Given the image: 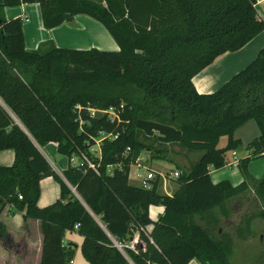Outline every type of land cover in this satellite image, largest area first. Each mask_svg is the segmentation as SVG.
Returning a JSON list of instances; mask_svg holds the SVG:
<instances>
[{
	"label": "trees",
	"instance_id": "trees-1",
	"mask_svg": "<svg viewBox=\"0 0 264 264\" xmlns=\"http://www.w3.org/2000/svg\"><path fill=\"white\" fill-rule=\"evenodd\" d=\"M26 3L39 5L47 29L85 14L107 30L118 49L57 47L47 40L27 50L23 18L3 16L5 7ZM255 4L0 0V151H14L13 163L0 165V211L12 205L24 220L40 221L39 264H70L74 249L64 243V234L74 229L82 236L80 250L88 264H187L191 259L231 264L228 234L212 236L195 218L203 216L219 228L213 209L220 207L229 217L227 202L251 190L260 208L236 227V235L250 234L253 218H264V172L256 179L248 170L252 159L264 156V44L211 93H198L192 78L264 30ZM88 107H112L118 119L91 117ZM251 119L260 133L246 146L250 154L238 160L242 181L213 183L210 169L225 166L226 153L241 147L233 133ZM99 131L111 138L101 141V157L94 159L98 174L86 164L69 165L62 178L37 147L55 142L70 158L94 144ZM222 136L226 144L218 147ZM169 144L198 153L175 178L174 193L161 192L158 177L150 188L130 184V165L141 152L164 159ZM46 176L58 182L59 197L39 207V181ZM150 205L164 207L156 220L149 217Z\"/></svg>",
	"mask_w": 264,
	"mask_h": 264
},
{
	"label": "crops",
	"instance_id": "crops-1",
	"mask_svg": "<svg viewBox=\"0 0 264 264\" xmlns=\"http://www.w3.org/2000/svg\"><path fill=\"white\" fill-rule=\"evenodd\" d=\"M256 11L259 18L264 17V0H256ZM3 16L6 19L22 17V29L24 34V44L27 50L37 49L38 45L43 41L50 40L57 47L88 49L96 47L102 50H117V44L107 32V30L96 20L85 15L78 14L71 22H64L54 28H44L42 25L40 8L37 3H26L17 6H8L3 9ZM97 30L103 33L101 39L104 41V46L99 45L93 35L88 33L90 30ZM264 44V30L257 34L252 40L236 51H228L217 56L208 66L202 69L199 73L193 76L192 83L198 93H211L227 81L233 74L246 66L258 53L259 49ZM0 104L4 105L0 99ZM259 128L254 120H248L239 126L233 133L234 138L239 139L242 143L241 146L245 147L247 144L259 135ZM224 140L222 145L224 147L227 141L226 136H222L219 142ZM218 142V144H219ZM37 147L47 159L49 164L58 172L63 178L62 172L71 165L68 156L58 152L57 144L55 142H48L44 145L37 144ZM175 148L171 150L170 148ZM240 148V147H239ZM169 152L165 154L164 159L152 158V164L162 165L164 162L177 163V156L185 157L186 154L192 152L177 146L176 144L168 145ZM247 149V148H246ZM248 150V149H247ZM250 151V150H248ZM189 152V153H188ZM235 154L233 155V153ZM198 157V153L196 152ZM237 149L230 152L227 158V164L218 169H210V178L213 183L227 179L232 184L236 185L242 181L243 177L237 167L238 159ZM250 154V153H249ZM247 154L246 156H248ZM141 155L139 156L141 158ZM242 157H245L244 155ZM241 157V158H242ZM264 157V156H258ZM195 158V159H196ZM257 158V157H256ZM194 159V160H195ZM240 159V158H239ZM14 160V151L12 149H5L0 151V165H11ZM259 164H248V170L254 178L257 179L258 175L264 170V159L258 160ZM150 163V164H151ZM130 171L128 181L132 185L141 186L139 181L141 176L138 169ZM180 166V169H173L180 174L182 170H186L188 164ZM177 166V164H176ZM236 169H226L227 167H234ZM137 167V166H136ZM178 167V166H177ZM185 167V168H183ZM140 168V167H138ZM251 168V169H250ZM111 170V169H110ZM168 170V169H166ZM171 171V170H168ZM110 172V171H109ZM148 171H146L147 173ZM168 172V174L172 173ZM144 173V172H143ZM136 176V177H135ZM169 176V175H168ZM170 177V176H169ZM170 178H160V191L172 195L177 188V183L173 179L170 183ZM176 178V177H174ZM259 178V177H258ZM59 184L51 176H46L39 181V197L37 205L45 207L52 204L59 197ZM253 194V190H251ZM239 196L228 201L226 208L229 212V217H224L221 214L220 207H215L213 212L217 216L219 231H223L224 225L233 220V203L239 202ZM230 210V211H229ZM17 212V213H16ZM164 212L162 205H150L149 217L156 220ZM196 221L204 226V222H209L203 216H196ZM0 222L3 228H0V264H39L42 248V230L39 220L23 218V212L16 210L12 205H6L0 211ZM152 226H147V231H150ZM209 228V227H208ZM75 234V235H74ZM137 239V234L130 237L127 244L133 246ZM82 236L78 234L77 230L66 231L64 234V243L73 247L74 252L77 249ZM75 244V246H74ZM74 256L70 264H75ZM187 264H200L196 259H191Z\"/></svg>",
	"mask_w": 264,
	"mask_h": 264
},
{
	"label": "rangeland",
	"instance_id": "rangeland-1",
	"mask_svg": "<svg viewBox=\"0 0 264 264\" xmlns=\"http://www.w3.org/2000/svg\"><path fill=\"white\" fill-rule=\"evenodd\" d=\"M99 43V45L104 46V41L101 39L104 35L100 31L97 30H90L88 32ZM97 116V115H96ZM103 135L100 132H97V134L94 136V141L98 140L103 141ZM105 139V138H104ZM224 143V140L220 141L218 145H222ZM93 149L96 150V145L92 146ZM171 150H175V148H170ZM94 152V151H93ZM230 152L226 153L227 158L230 155ZM92 154V151L90 152ZM189 153V152H188ZM237 156L241 158L243 155L246 156L250 153L245 147L241 146L237 149ZM95 154V152H94ZM197 154L195 152H192V154H186L185 157L177 156V165L180 164L181 166H184L188 164V162L193 161L196 158ZM239 158H237L239 160ZM264 157H257L252 159L250 162L251 164L258 165V160ZM152 158L149 156L148 152L143 150L141 158H137L134 162L135 165H132V169L135 168L140 171V174L142 177H144L148 172H152L154 174V179L158 177L159 179L163 176L164 178H170L168 176V172H172L173 169H177L176 164L169 162H164V166L162 165H153L151 162ZM155 160V158L153 159ZM249 162V163H250ZM151 163V164H150ZM137 166V167H136ZM140 167V168H138ZM185 168V167H183ZM237 167H227L226 169H236ZM171 171H168V170ZM251 169V168H250ZM177 171V170H176ZM144 172V173H143ZM264 170L258 175L260 177L263 174ZM136 177V176H135ZM257 177V178H258ZM173 179H175L173 176L170 180V183H173ZM239 202L233 203L232 209L234 213V217L232 222L226 223L224 225L223 231L228 234L229 238L231 239V249L229 254V261L231 264H264V218L261 217H254L253 220L250 222V229L251 233L246 235L243 238H239L238 235H236V227L242 226L244 224V219L247 215H252L254 213H257V211L260 208V202L257 200V198L254 196V194L248 192L243 196H239ZM17 213V212H16ZM98 220V218H96ZM204 226L210 228V232L212 236H215L220 230V228H216V226L212 223L204 222ZM216 229V230H215ZM214 230V232L212 231ZM217 232V233H216ZM75 235V234H74ZM81 242V241H80ZM74 262L75 264H88V261L83 257L81 250H80V243L75 249L74 252Z\"/></svg>",
	"mask_w": 264,
	"mask_h": 264
},
{
	"label": "built area",
	"instance_id": "built-area-1",
	"mask_svg": "<svg viewBox=\"0 0 264 264\" xmlns=\"http://www.w3.org/2000/svg\"><path fill=\"white\" fill-rule=\"evenodd\" d=\"M89 115L91 117H95L96 115H108V117L110 118V120H114L117 118V114L115 113V110L112 107H109L107 109H98V108H93V107H88L87 108ZM118 119V118H117ZM102 135H103V140L104 138H111V136L109 134L104 133L103 131H99ZM100 144L101 141L99 142L98 140L94 141V144L89 145L88 149L86 151H82L80 150L77 154H73L70 158L69 161L71 162V165H83L86 164L90 169L94 170L97 174H98V168H97V164H95L94 159H99L101 157V150H100ZM96 145V150L92 148V146ZM92 151V154L90 153ZM95 154H94V152ZM235 154V152L233 153V155ZM107 169H113L112 165H109L107 167ZM170 177H178L179 173L177 171H173L172 173L168 174ZM154 174L152 172H147V174L142 177L139 176L140 178V185L143 188H150L152 186V180L154 179ZM165 176H163L164 178ZM72 190H74V188L72 187ZM19 199L22 198L21 195L18 196ZM78 224L75 225V227H77ZM118 247H122L123 245L120 243H117ZM148 264H152V263H148Z\"/></svg>",
	"mask_w": 264,
	"mask_h": 264
},
{
	"label": "water",
	"instance_id": "water-1",
	"mask_svg": "<svg viewBox=\"0 0 264 264\" xmlns=\"http://www.w3.org/2000/svg\"><path fill=\"white\" fill-rule=\"evenodd\" d=\"M1 21V20H0ZM74 192H75V190H73ZM74 246H75V244H74Z\"/></svg>",
	"mask_w": 264,
	"mask_h": 264
}]
</instances>
